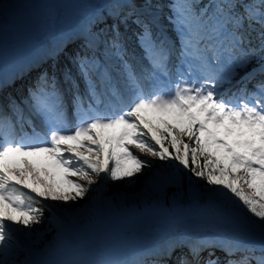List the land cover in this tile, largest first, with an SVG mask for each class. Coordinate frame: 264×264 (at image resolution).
I'll list each match as a JSON object with an SVG mask.
<instances>
[{"label": "snow or ice", "instance_id": "snow-or-ice-1", "mask_svg": "<svg viewBox=\"0 0 264 264\" xmlns=\"http://www.w3.org/2000/svg\"><path fill=\"white\" fill-rule=\"evenodd\" d=\"M118 4L120 23L132 20L142 29V56L129 58L113 24L111 37L100 41L103 59L73 54L79 80L66 69L67 89L55 71H45L26 98L0 102V264H162L159 251L147 250L114 259L33 258L41 254L37 226L48 220L46 212L90 199L102 182H131L152 167L141 156L166 165L153 181L157 193L179 189L187 174L247 221L239 232L222 223L215 235L188 245L175 264H264V78L256 80L264 77V0L174 2L178 53L142 15L152 0ZM86 47L98 45L89 40ZM253 64L260 67L235 91L225 90ZM51 222L67 238L78 220L52 213ZM179 246L170 243L163 254Z\"/></svg>", "mask_w": 264, "mask_h": 264}, {"label": "bare ground", "instance_id": "bare-ground-1", "mask_svg": "<svg viewBox=\"0 0 264 264\" xmlns=\"http://www.w3.org/2000/svg\"><path fill=\"white\" fill-rule=\"evenodd\" d=\"M59 1L47 0L44 5L46 14L41 19L36 20L32 27L34 33L43 32L52 26H58V18L61 15H63V19L68 20L76 16V22L71 27L72 30L83 19H89L91 24H96L101 21L100 16L108 15L106 13L109 0H65L69 4L67 8L63 6V9L59 6ZM140 2L141 0H137V3ZM152 4L164 9L169 17H172L173 10L170 4L166 8L154 0H152ZM76 13L80 14L77 15ZM149 14L152 18H157V15ZM107 19L108 17L105 20ZM97 29L96 25H90L84 32L89 36V40H94L98 45L97 48H99L101 47L100 39L94 35ZM29 37H32L31 34ZM74 38H77L76 32L73 33L71 39ZM134 54L137 56L136 52ZM73 69L76 73V66H73ZM67 86L66 83L61 84V87L65 89ZM11 98L20 102V97H17L14 92L11 94ZM2 103L7 105L5 100ZM21 106L23 107V105ZM25 113H28L26 108ZM93 188L95 189V185ZM94 192L95 190L89 193L90 199L86 198V202L90 203L94 210L74 225L81 235L90 236V240L85 243L86 247L95 248L102 259L105 253L106 255L109 253L107 250L110 246L114 247L112 250L119 256L141 250L157 251L158 244L172 235H177L179 236L178 243L189 250L188 245L184 246V244L192 242L190 241L192 236H213L215 235L214 230L222 223L227 222L228 227L234 232L245 231L248 228L247 221L243 219L241 214L235 213L230 205L221 204L215 197L210 196L209 192L201 188L195 192L185 190L181 194L168 196L162 200L124 197L119 192L112 195L108 194V196L96 200ZM111 206H116L120 219L117 224L108 226L103 217L105 210ZM55 208L64 219L63 208L59 205ZM55 233L56 236L43 243L41 247L54 246L55 244L72 245L71 233L67 238H62L58 230ZM79 247L73 246L71 253H75L80 249Z\"/></svg>", "mask_w": 264, "mask_h": 264}, {"label": "rangeland", "instance_id": "rangeland-1", "mask_svg": "<svg viewBox=\"0 0 264 264\" xmlns=\"http://www.w3.org/2000/svg\"><path fill=\"white\" fill-rule=\"evenodd\" d=\"M174 2L179 3L177 0H164L165 5L170 4L172 6ZM172 17H173V21H171V24L176 29L177 24L174 23L175 18H176L174 12H173ZM72 46L74 47L75 43ZM138 47H139L138 50L142 51L140 46H138ZM63 57L65 58L64 63H63L64 66L69 67L71 64H69V62H68V54L64 55ZM72 66H74V64ZM47 69L49 70V67L45 66L44 70H47ZM55 72H56L57 76H59V74H58L59 70L55 69ZM73 73H74V71L72 72V74ZM14 93L17 94L19 97L21 96V92L18 91L17 89H15ZM141 158L146 159V160H151L152 167L150 169H145V171L142 174H138L136 177L132 178L131 182L125 181V184L123 186L112 187L109 185H105L104 182H102L101 185H99V186L95 185V192H94L95 199L100 200L101 198L108 196V194L112 195L113 193H116V192H119L121 194V196H124V197H131V198L132 197H141L142 191L144 190V187L152 188L153 187V181H154L156 175L158 173L164 172L161 169V162L158 160H155V159H151L150 157H147V156H141ZM200 188L206 192L210 191V189L206 188V187H204V188L199 187L197 190H199ZM182 192H185V188H183V189H176L175 188L174 189L172 187V188H170V192L168 194L163 195V196H156L155 195L151 199L162 200L168 196L181 194ZM86 201H87V199L85 201L82 200V201H79L78 203L71 204L70 206L69 205H59V206L63 208L65 213L66 212L70 213L71 215L76 217L77 220L79 221V220H83L87 215L91 214L92 210H94V208L92 206H90V203H88ZM52 213H55L56 216L63 219V217L56 210L55 207L52 209V212H49V214L47 216L48 220H46V222L43 223L42 225L37 226V231L42 237L41 242L37 244L38 246H42L43 243L52 239V237L56 236L55 231H57L58 229L56 228L55 224L53 222H51L52 221ZM192 237L193 238H191L190 241H193V240L197 241L200 238L205 237V236H192ZM32 239H36V236L34 235L32 237ZM189 243H195V242H189ZM179 253H185L188 255V251L186 250L185 247H177V248H175V251L172 253L174 256L172 261L175 259V257H177V255ZM204 254L207 256V252Z\"/></svg>", "mask_w": 264, "mask_h": 264}, {"label": "trees", "instance_id": "trees-1", "mask_svg": "<svg viewBox=\"0 0 264 264\" xmlns=\"http://www.w3.org/2000/svg\"><path fill=\"white\" fill-rule=\"evenodd\" d=\"M179 2H181V0H179ZM209 0H199V6L203 7L204 5L208 4ZM258 66L256 64L250 65L248 68L243 69L240 71V76H238L236 79H234L233 81L237 80L239 77H241L243 75L244 72L249 71L250 69H252L253 67ZM161 166L162 169L165 171L166 165L161 162ZM106 185L112 186V187H117V186H123L125 184V181H121V182H111V181H107L104 182ZM188 188L191 189L193 191H196L198 187H206L208 188L206 185L203 184V182L199 181V180H192L191 182H189V180L187 179V174H185V179L182 182V185L180 188ZM175 189V187H173ZM170 192V188H168L164 193H157L154 190V187L152 188H147L145 187L144 190L142 191V196H147V197H154L156 196H163L166 195ZM49 212H46L45 215L48 216Z\"/></svg>", "mask_w": 264, "mask_h": 264}]
</instances>
